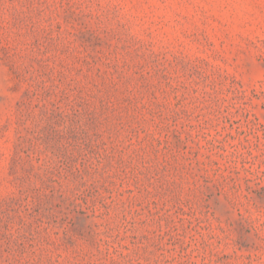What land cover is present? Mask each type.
Listing matches in <instances>:
<instances>
[{
  "label": "rangeland",
  "instance_id": "374dc122",
  "mask_svg": "<svg viewBox=\"0 0 264 264\" xmlns=\"http://www.w3.org/2000/svg\"><path fill=\"white\" fill-rule=\"evenodd\" d=\"M0 264H264V0H0Z\"/></svg>",
  "mask_w": 264,
  "mask_h": 264
}]
</instances>
